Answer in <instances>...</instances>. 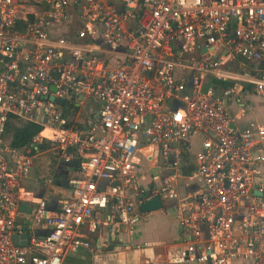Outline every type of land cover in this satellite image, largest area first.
Instances as JSON below:
<instances>
[{
	"label": "built area",
	"instance_id": "1",
	"mask_svg": "<svg viewBox=\"0 0 264 264\" xmlns=\"http://www.w3.org/2000/svg\"><path fill=\"white\" fill-rule=\"evenodd\" d=\"M245 88L264 96V0H0V264H64L94 250L83 228L132 233L158 195L184 233L165 264H264V125L229 108ZM13 117L42 128L30 145ZM43 146L78 161L72 194L23 222Z\"/></svg>",
	"mask_w": 264,
	"mask_h": 264
},
{
	"label": "crops",
	"instance_id": "2",
	"mask_svg": "<svg viewBox=\"0 0 264 264\" xmlns=\"http://www.w3.org/2000/svg\"><path fill=\"white\" fill-rule=\"evenodd\" d=\"M212 83H216V85L218 84L220 86L226 85L228 82L218 83L210 79L209 84ZM243 95H245L247 100V105L245 107H241L234 100L229 102L230 111L235 118V125L240 129L247 127L252 122L264 125V96L249 90V88H245ZM36 159L35 168L31 172L32 176L35 178L32 182L26 184L28 190L32 194L26 196V200H22L19 205V220L23 222L29 220L36 208L37 204L35 198L45 197L48 200L49 208L52 210L55 209L59 198L71 196L72 187L69 183V179L77 173V160L63 162V166L58 167L62 172L63 181L55 183L53 178L51 179L50 177L40 175V169L37 166ZM186 161L187 165L189 164V166L195 168L193 156H188V160L186 159ZM185 165L182 166V170H187L189 168L188 166H186L188 168H184ZM189 174H191V172L183 174L184 178L180 179L182 192L195 188L198 183L195 177H190ZM47 180L51 181L47 183ZM36 193H39L40 196H36ZM164 202V208L150 213L142 212L139 207V220L132 233L126 231L124 225L118 230H115L110 225L104 224L96 233L88 232L86 228H83L82 236L89 239L95 245L94 250L91 251L81 248L69 253L66 256L64 264H146V260L148 259L146 257L150 255V252H154L157 246L165 244L167 247L174 246V250L180 249L184 243V233L175 216V205L178 204L179 201L175 199H165ZM158 211H161V214L164 215L170 213L175 219L169 221L166 220L167 218L164 216L161 218L157 217L152 221L149 220L153 218ZM150 223L159 227L160 231L155 234H146L147 229L145 230V225H149ZM104 242L108 243L106 247L113 243L116 246L113 249L106 250V247H101V244ZM140 245H146V247L139 248L141 247ZM151 260L150 264H152Z\"/></svg>",
	"mask_w": 264,
	"mask_h": 264
},
{
	"label": "rangeland",
	"instance_id": "3",
	"mask_svg": "<svg viewBox=\"0 0 264 264\" xmlns=\"http://www.w3.org/2000/svg\"><path fill=\"white\" fill-rule=\"evenodd\" d=\"M6 139L8 141H10V137H6ZM37 158V159H36ZM36 161H37V166L40 169V175L46 176V177H50L51 179H54V182H62L63 181V176H62V172L59 170V166H63V162H66L61 151H59L58 149L52 147V146H46V147H40L39 148V153L37 154L36 157ZM152 165V163H150L148 160H146V158L143 156L142 157V167H147ZM36 196H40L39 193H36ZM160 213V214H159ZM161 211H158V213L153 216V218L149 219V220H153L157 217H164L166 216V220L169 221H173L175 219V217L168 213L167 215L161 214ZM150 221V222H151ZM146 234H152V233H158L160 231V228L155 226L153 223H150L149 225H145V230ZM162 229L164 230V228L162 227ZM116 245L113 244H109L108 247H106V250H110L115 248ZM141 247L139 248H144L146 247V245H140ZM138 247V246H137ZM175 247H167L165 244L161 245V246H157L154 250V252H150L149 256H147L146 258H148L149 260L152 261V264H165L168 259L170 258H175L178 257L179 255V250H174ZM147 259V260H148Z\"/></svg>",
	"mask_w": 264,
	"mask_h": 264
},
{
	"label": "trees",
	"instance_id": "4",
	"mask_svg": "<svg viewBox=\"0 0 264 264\" xmlns=\"http://www.w3.org/2000/svg\"><path fill=\"white\" fill-rule=\"evenodd\" d=\"M41 127L34 123L22 121L20 119L11 118L7 124L5 135L6 137H10V143L14 147H24L28 146L32 143L33 138L41 131ZM188 155L185 156V167L187 170H182L183 174H188L194 168L192 166L187 165ZM188 166V167H186ZM76 169H78V164L76 165Z\"/></svg>",
	"mask_w": 264,
	"mask_h": 264
},
{
	"label": "water",
	"instance_id": "5",
	"mask_svg": "<svg viewBox=\"0 0 264 264\" xmlns=\"http://www.w3.org/2000/svg\"><path fill=\"white\" fill-rule=\"evenodd\" d=\"M119 8H122V5L119 6ZM62 167V166H61ZM257 195L259 196H263L264 193H261L259 192L258 190L255 191ZM164 208V203L161 199V196H155L154 198L142 203L140 205V209L142 212H146V213H150V212H153V211H156V210H159V209H162ZM22 238H24L23 241H21L20 243L22 245H25L26 244V238H27V234H23L21 235ZM19 235H15L14 236V239L16 241V243L18 244L19 243Z\"/></svg>",
	"mask_w": 264,
	"mask_h": 264
},
{
	"label": "bare ground",
	"instance_id": "6",
	"mask_svg": "<svg viewBox=\"0 0 264 264\" xmlns=\"http://www.w3.org/2000/svg\"><path fill=\"white\" fill-rule=\"evenodd\" d=\"M46 133V132H45Z\"/></svg>",
	"mask_w": 264,
	"mask_h": 264
}]
</instances>
